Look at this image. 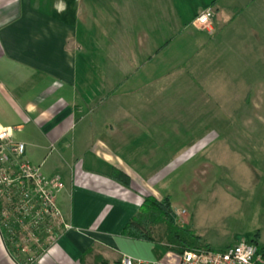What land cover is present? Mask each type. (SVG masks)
<instances>
[{
  "label": "crops",
  "instance_id": "0c3cea01",
  "mask_svg": "<svg viewBox=\"0 0 264 264\" xmlns=\"http://www.w3.org/2000/svg\"><path fill=\"white\" fill-rule=\"evenodd\" d=\"M98 1L0 0V126H20L13 138L26 144V158L46 176L62 178L65 188L57 200L72 225L32 264H120L124 255L179 264L178 253L166 250V243L156 236L159 224L152 229L155 241L122 234L147 195L159 200L169 197L172 208L185 209L181 226L200 235L211 248L238 242L218 243L219 237L228 235L224 225L229 218H216L223 225L210 227L215 218H207L202 198L209 190L203 186L199 192L188 182L201 172L203 183H216L213 177L224 173L211 162L195 165L193 161L198 154L207 156L211 149H219L204 147L215 141L187 138L175 130L176 125L165 129L157 120L130 118L131 106L120 101L113 82L105 84L111 90L98 88V67H92L97 63L96 49H92L99 5L107 9V16L114 14L112 0L99 5ZM232 2V8L237 6V1ZM138 7L137 12L128 6L116 7L118 21L112 28L121 33L108 35L111 44L120 42L118 61L123 63L130 60L131 31L138 32L139 38L147 30L150 40L156 28L147 18L145 2L139 0ZM109 22L113 26L112 19ZM141 40H147L145 35ZM157 52L152 49L149 54ZM82 57L90 62L83 71L79 69ZM113 97H117L114 104L109 102ZM101 107L100 117L105 118L98 119ZM3 147L0 141V154ZM115 171L126 174L128 183L117 179ZM176 173L185 176L179 185L182 199L177 195L174 199L171 189L162 191L157 186ZM259 235L260 231L254 237L258 240ZM0 264H18L1 238Z\"/></svg>",
  "mask_w": 264,
  "mask_h": 264
},
{
  "label": "rangeland",
  "instance_id": "374dc122",
  "mask_svg": "<svg viewBox=\"0 0 264 264\" xmlns=\"http://www.w3.org/2000/svg\"><path fill=\"white\" fill-rule=\"evenodd\" d=\"M232 1H237L234 8ZM143 2L147 18L156 28L151 30L150 40L147 30L140 32L139 38L138 32L131 31L127 44L131 56L124 63L118 61L120 42L111 44L108 35L121 33L112 28L118 21L116 7L128 6L137 12L139 0H112L113 16H107V9L99 5L92 47V51L96 49L97 63L92 67H98V88L111 90L105 84L113 82L120 101L131 106L130 118L157 120L165 129L176 125L175 130L187 138L215 141L204 147L219 149H211L207 156L198 154L193 161L195 165L211 162L224 173L213 177L218 179L216 183H203L201 172L190 176L188 182L198 190L203 186L209 190L202 198L207 218H215L210 227L223 225L216 218H229L224 225L228 235L218 238L220 245L251 239L260 231L258 243L264 246V0ZM207 5L215 8L212 31L194 23L196 14ZM144 35L147 40L143 43ZM152 49L158 51L154 56L149 54ZM89 65L82 57L79 69ZM109 102L116 103L117 97ZM103 108H99L98 119L105 118L100 117ZM237 137L246 140L238 142ZM183 177L180 173L168 175L157 186L162 191L171 189L174 199L176 195L182 199L179 185ZM165 232L166 225L156 227V236L166 243Z\"/></svg>",
  "mask_w": 264,
  "mask_h": 264
},
{
  "label": "built area",
  "instance_id": "2783aa9c",
  "mask_svg": "<svg viewBox=\"0 0 264 264\" xmlns=\"http://www.w3.org/2000/svg\"><path fill=\"white\" fill-rule=\"evenodd\" d=\"M215 8L207 5L194 20L200 29L212 31ZM13 127L0 126V238L8 253V243L17 246L20 255L29 256L30 264L60 233L72 227L60 207L57 196L65 188L62 178L46 176L41 167L25 156L26 144L13 138ZM185 209L172 208L171 216L183 224ZM45 238V239H43ZM179 264H264V253L250 239L223 249H187L178 254ZM120 264H157L124 255Z\"/></svg>",
  "mask_w": 264,
  "mask_h": 264
},
{
  "label": "trees",
  "instance_id": "16d2710c",
  "mask_svg": "<svg viewBox=\"0 0 264 264\" xmlns=\"http://www.w3.org/2000/svg\"><path fill=\"white\" fill-rule=\"evenodd\" d=\"M115 177L119 180L124 179L127 183L129 181L128 176L121 171H115ZM171 212L172 207L169 197L159 200L153 195H147L144 197L140 211L125 226L122 234L137 239L155 241L152 231L153 227L158 224H164L166 225V250H172L181 254L187 249H213L193 230L175 223ZM250 241L259 245L255 237H251ZM8 248L10 249L9 254L18 264H30L29 257L22 258L18 253L16 245L8 243ZM259 248L264 253V246L259 245Z\"/></svg>",
  "mask_w": 264,
  "mask_h": 264
}]
</instances>
